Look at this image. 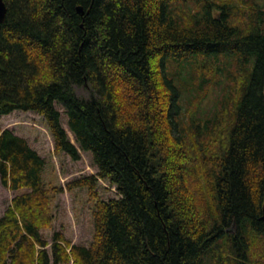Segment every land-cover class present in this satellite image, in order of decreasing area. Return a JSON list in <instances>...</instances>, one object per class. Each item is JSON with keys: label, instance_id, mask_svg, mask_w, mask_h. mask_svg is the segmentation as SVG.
Segmentation results:
<instances>
[{"label": "trees", "instance_id": "trees-1", "mask_svg": "<svg viewBox=\"0 0 264 264\" xmlns=\"http://www.w3.org/2000/svg\"><path fill=\"white\" fill-rule=\"evenodd\" d=\"M4 2L0 116H43L54 153L89 152L98 172L67 184L95 203L93 242H49L64 190L0 125L1 181L27 190L0 218V264H264V0ZM183 79L198 94L187 122ZM100 180L119 197L102 199Z\"/></svg>", "mask_w": 264, "mask_h": 264}, {"label": "rangeland", "instance_id": "rangeland-1", "mask_svg": "<svg viewBox=\"0 0 264 264\" xmlns=\"http://www.w3.org/2000/svg\"><path fill=\"white\" fill-rule=\"evenodd\" d=\"M230 59L234 62L232 57ZM220 74L217 76V80L226 81L225 76ZM183 80H185L186 90L182 89L185 92L180 93L178 101L180 99V103L183 105L181 110L184 109L186 113L184 121L187 122L189 113H187L186 108H190V111L194 109L193 104L196 103L198 94L192 90L195 86V80ZM76 92L81 99L88 100L91 97L90 91L84 87H77ZM217 96L218 93L214 90L210 94V99L206 98L203 101L204 108L202 110L205 109L203 111L205 115H213L214 106L218 101ZM56 106L61 112L62 124L67 130L70 140L75 142V136L68 127L66 109L60 103H57ZM176 116L177 114L174 113V118ZM0 125L3 130L9 129L16 135L26 139L29 145L44 158L46 161L44 170L46 186L55 185L64 190L53 197L52 213L54 220L50 228L41 231L43 238L51 242L54 234L60 232L71 244L89 246L93 242L95 234L93 216L95 203L90 200L87 189H77L70 192L67 189V184L77 178L97 174L98 169L93 163L92 154L82 151V158L78 161L72 160L67 154L56 155L54 153V139L47 122L43 116L35 112L15 111L10 115L0 116ZM97 190L104 200L119 197L115 186H111L108 181L100 180ZM24 191L11 190L3 185L0 178V218L12 204L13 199ZM50 246L48 247L50 248ZM69 264H73V262Z\"/></svg>", "mask_w": 264, "mask_h": 264}, {"label": "water", "instance_id": "water-1", "mask_svg": "<svg viewBox=\"0 0 264 264\" xmlns=\"http://www.w3.org/2000/svg\"><path fill=\"white\" fill-rule=\"evenodd\" d=\"M79 12L82 14L83 10L82 8H78ZM7 14V6L4 0H0V23L3 22L6 18ZM264 219V216H263Z\"/></svg>", "mask_w": 264, "mask_h": 264}]
</instances>
